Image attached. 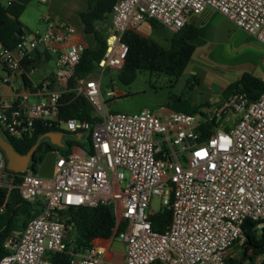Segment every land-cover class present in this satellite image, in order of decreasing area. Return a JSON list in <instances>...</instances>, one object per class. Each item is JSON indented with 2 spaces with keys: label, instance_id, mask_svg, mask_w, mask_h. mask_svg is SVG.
I'll return each instance as SVG.
<instances>
[{
  "label": "built area",
  "instance_id": "obj_1",
  "mask_svg": "<svg viewBox=\"0 0 264 264\" xmlns=\"http://www.w3.org/2000/svg\"><path fill=\"white\" fill-rule=\"evenodd\" d=\"M206 9L264 49V0H116L105 51L84 77H74V68L86 47L74 40L76 29L65 20L43 13L42 30L22 28L11 47L0 40V85L10 88L0 92V131L24 140L48 127L77 141L67 154L55 149L50 177L37 174L39 163L35 170L9 171L0 150V186L16 188L23 202L39 207L18 237L7 240L11 252L0 264H51L49 252L67 253L69 264H224L233 257L231 247L244 240L245 219H264V90L252 102L232 91L193 114L167 108L159 114L149 108L110 112L102 94L103 74L117 73L125 62L124 32L148 20L176 32ZM44 54L52 57L53 74L34 80L38 55ZM66 91L88 99L94 121L60 117ZM204 124H210L207 136ZM99 204L113 206L110 239L124 245L121 262L107 260L103 245L79 248L74 223L64 214L71 206ZM163 209L170 211V221L155 231L150 217Z\"/></svg>",
  "mask_w": 264,
  "mask_h": 264
},
{
  "label": "trees",
  "instance_id": "obj_2",
  "mask_svg": "<svg viewBox=\"0 0 264 264\" xmlns=\"http://www.w3.org/2000/svg\"><path fill=\"white\" fill-rule=\"evenodd\" d=\"M116 0H88L86 10L78 13L84 32L92 34L95 40L93 47H86L83 54L74 68V77H84L93 73L97 67V61L105 51V36L109 15ZM24 10L22 4L10 2L7 5L0 4V40L4 45L11 47L21 33L22 25L19 17ZM13 15V17H11ZM151 28L157 31L167 29L153 20H148ZM168 32H170L168 30ZM198 34L197 26L187 21L182 28L176 32H170L169 45L162 46L151 37L143 36L136 31H126L123 34V41L127 44V54L123 67L116 73L117 79L124 85H129L138 72L147 71L150 73H164L170 77L177 78L186 69L195 46L191 40ZM46 59L49 55L44 54ZM38 60L40 55H38ZM74 77L70 79L69 86L73 85ZM188 83L198 84L199 80L195 75H190ZM228 88L233 91H240L247 95L250 102L255 101L264 90V81L250 72H244L233 81ZM62 106L60 108L61 118H77L80 120L94 121L93 107L84 95L74 96L71 91L62 94ZM210 103L192 104L173 107L172 110L185 113L202 112V108L210 107ZM210 124H204L203 136H207ZM52 130L45 127L39 129L32 137L27 139H15L5 135L6 139L13 145L20 154H25L36 143L44 133ZM76 140H67L63 148L56 150L62 153H69L71 146ZM51 149L47 142H41L34 151L33 157L36 164ZM18 182L16 179L15 184ZM18 190L12 188L8 191L6 187L0 186V260L11 252L5 246L8 239L14 240L17 234L22 231L27 222L20 213L22 204ZM69 222L74 223L75 240L79 248L84 249L91 245L95 238H109L115 227V215L112 204H99L97 206H71L64 212ZM152 229L163 231L170 221V211L163 209L150 217ZM263 223L261 226L260 224ZM123 226L118 225L117 230ZM244 240L236 247L239 257H227L224 264H253L258 257L264 254V219H245L243 225ZM51 264H69V256L65 252H49L47 254ZM264 264V260L262 262Z\"/></svg>",
  "mask_w": 264,
  "mask_h": 264
},
{
  "label": "crops",
  "instance_id": "obj_3",
  "mask_svg": "<svg viewBox=\"0 0 264 264\" xmlns=\"http://www.w3.org/2000/svg\"><path fill=\"white\" fill-rule=\"evenodd\" d=\"M10 1L22 4L24 8L31 2V0H0V4L7 5ZM44 4H46V10L43 13H48L55 19L65 20L73 25L72 19L75 16L79 18L78 13L87 9L88 0H47ZM188 21L194 23L198 29L197 36L191 40V43L195 46V50L190 61L199 66L200 74L198 75L199 82L197 85L203 87L207 93L205 99L197 104L210 103L213 106L223 100V92L242 73L250 72L254 74V69L261 65L264 49L253 36L236 27L233 22L211 9H206L201 14L191 16ZM22 25L24 26L23 23ZM24 28L27 29L25 26ZM73 38L75 41L83 43L85 47H90L85 37L77 29ZM219 46L224 48L229 54L235 53L234 55L237 57L231 65L236 68L230 69V74L217 70L219 62L223 61V58L215 52ZM49 61H53L52 57L48 56L47 59L45 55L40 57L36 63V70L32 74L34 80H39L42 77L53 74V70L49 71ZM0 92L8 94L10 88L0 85ZM24 204H28L29 206L27 211L30 215L27 219L39 212V207L35 203ZM20 213L22 214L21 209ZM92 243L103 245L106 248L105 257L107 260L118 262L123 260L124 245L121 240L110 239V237L95 238ZM236 254V252H233V256ZM258 258L253 264L259 263Z\"/></svg>",
  "mask_w": 264,
  "mask_h": 264
},
{
  "label": "rangeland",
  "instance_id": "obj_4",
  "mask_svg": "<svg viewBox=\"0 0 264 264\" xmlns=\"http://www.w3.org/2000/svg\"><path fill=\"white\" fill-rule=\"evenodd\" d=\"M45 10L46 4L41 3L38 0H31V2L25 6L19 20L24 24L27 30L34 32L40 31L43 28V24L40 22V16ZM72 23L75 28L82 33L90 47H93L95 44L93 36L84 32L80 19L75 16L72 19ZM136 32L143 36L151 37L162 46L167 47L169 45L168 38L170 32H168V30H154L151 28L148 21L142 23ZM215 52L223 58V61H220L219 65H217V70H220L225 74H230V69L236 68L235 66H231L233 61L237 59L234 55L235 53L229 54L220 46L216 48ZM48 66L49 71H54L53 61H49ZM199 69L200 68L197 64L189 61L186 69L177 78L170 77L164 73L141 71L136 74L135 79L129 85L122 84L117 79L116 73L106 71L101 79L102 94L103 97L108 100L107 106L110 112L135 113L142 108H149L159 114V111L162 109L167 108L172 110L173 107L180 104L192 105L205 99L207 93L203 87L198 86L192 82V80V85H190V82L188 83L190 75H195L198 78V75L200 74ZM254 75L264 81V67L262 65L257 66L254 69ZM109 90L117 91L122 95L107 97L106 92ZM226 127L227 124L224 125V128ZM84 147H89V141L87 138L85 139ZM28 207V204H23L21 207V216L23 218H27L30 215L27 211ZM153 207L155 209L159 207L158 199L154 200ZM114 239L116 240V238ZM236 245L237 244L235 243L230 251L231 253L236 252L237 254L233 257L238 258L239 251ZM263 260L264 255L258 258V264H262Z\"/></svg>",
  "mask_w": 264,
  "mask_h": 264
},
{
  "label": "water",
  "instance_id": "obj_5",
  "mask_svg": "<svg viewBox=\"0 0 264 264\" xmlns=\"http://www.w3.org/2000/svg\"><path fill=\"white\" fill-rule=\"evenodd\" d=\"M13 17V15H11ZM232 88H228L222 94V99H227L231 92ZM63 132L61 131H48L41 135L36 143L29 149L25 154L18 153L13 145L6 139L5 135L0 131V150L3 152L6 159V168L9 171L14 172H23L28 169H33V166L36 164V161L33 157L34 151L41 142H48L50 145H53L55 149L63 148L65 145L62 142ZM80 134H76V137L79 138ZM49 150L42 160L39 162L37 168V174L40 176L50 177L54 169V161L56 157V150ZM261 226L263 223L260 224Z\"/></svg>",
  "mask_w": 264,
  "mask_h": 264
},
{
  "label": "flooded vegetation",
  "instance_id": "obj_6",
  "mask_svg": "<svg viewBox=\"0 0 264 264\" xmlns=\"http://www.w3.org/2000/svg\"><path fill=\"white\" fill-rule=\"evenodd\" d=\"M69 140V135L64 133L63 134V137H62V142L64 143V145L66 144V141ZM48 143V142H47ZM49 144V143H48ZM50 145V144H49ZM51 146V149L50 150H53L55 149V147L53 145H50Z\"/></svg>",
  "mask_w": 264,
  "mask_h": 264
},
{
  "label": "snow or ice",
  "instance_id": "obj_7",
  "mask_svg": "<svg viewBox=\"0 0 264 264\" xmlns=\"http://www.w3.org/2000/svg\"><path fill=\"white\" fill-rule=\"evenodd\" d=\"M197 155H200V153H197Z\"/></svg>",
  "mask_w": 264,
  "mask_h": 264
}]
</instances>
